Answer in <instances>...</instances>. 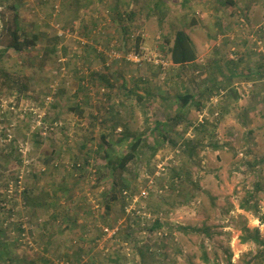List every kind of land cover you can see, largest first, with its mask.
<instances>
[{"label":"rangeland","instance_id":"374dc122","mask_svg":"<svg viewBox=\"0 0 264 264\" xmlns=\"http://www.w3.org/2000/svg\"><path fill=\"white\" fill-rule=\"evenodd\" d=\"M15 3L23 37L36 38L23 51L7 48L12 1L0 0V197L9 211L0 210V236L9 264H140L137 246L151 248L145 264H204L203 252L222 259L221 247L246 264L260 247L230 242L255 220L237 210L255 183L264 215V0ZM179 28L196 60L175 66L166 44ZM139 47L168 64L132 63ZM130 136L142 142L121 173L131 186L123 191L138 194L152 180L151 192L136 202L122 192L124 207L120 198L106 214L116 174L107 177L103 149L112 157ZM187 140L193 156L182 150ZM27 196L44 203L31 207ZM135 219L139 237L128 229ZM157 221L164 226L148 231ZM205 225L210 241L198 232Z\"/></svg>","mask_w":264,"mask_h":264},{"label":"trees","instance_id":"16d2710c","mask_svg":"<svg viewBox=\"0 0 264 264\" xmlns=\"http://www.w3.org/2000/svg\"><path fill=\"white\" fill-rule=\"evenodd\" d=\"M12 4H10L11 10L13 12V17L11 18L10 21H8L5 26L7 29V33L10 37L9 40V44L7 45V48H11L17 52L23 51L26 47L29 46H33L35 41L33 40V38H36L35 35H33L31 38H26L23 37V31L22 28L20 26L19 23V7L18 5L15 3V0H11ZM168 54L170 55L171 61L174 64H186L189 62H194L196 60V50L193 46V43L191 41V39L189 38L188 34L186 31L184 30H178L175 33V38H174V43L173 45L169 48L168 50ZM261 75L264 77V65L260 66L259 68ZM193 97L190 94H186L184 96L181 97L183 104H187L189 102V100H191ZM161 121H156L155 123V127L154 129H158V127H163L164 124L159 123ZM165 126V125H164ZM165 129V128H163ZM129 139L124 138V141H127L126 143V147L124 146L123 149H120L122 151H116V154H114L112 157H110L108 150L103 149L104 151V155L106 157V162H105V167L108 169L109 173H107V177H110V175H114L116 174V179L111 181V189L110 190V196L107 197V199L104 202V207H103V211H105V213L107 214L110 209H111V204L113 202H115L116 200L120 199L122 200V204L124 207V203H123V199H125V196H123L122 192L124 189L129 190L131 189V186L129 185L128 182H126V180L124 181V179L121 177V173L124 172L128 166V163L134 161L137 159V151L141 145L142 139L140 137H134V136H130L127 137ZM163 139H167L165 134L163 135ZM102 141L105 144H109L107 137L103 136L102 137ZM122 141V140H121ZM193 142V141H192ZM190 142V140H187L184 147L182 148V150L184 151V149H186V151L188 152V154L190 156L194 155V152L197 153L194 149L190 148V144L192 143ZM255 164H251V167H254ZM144 188L147 189V186H145ZM253 193L248 194L249 197L245 198L244 200H242L239 203V208L246 210V211H251V213L253 215L256 216V218L260 221L263 222L264 221V215L263 214H258L259 209L257 206V201H254V197L253 194H256L259 190H260V184L259 183H255L253 185ZM66 189L63 188V192L62 194H65ZM141 191V190H140ZM149 191V189H148ZM151 191H149L150 194ZM135 194V193H134ZM147 198V197H146ZM144 199V198H143ZM5 198L0 197V210L1 209H7V213L8 208L4 207V203L3 201H5ZM43 198H40V196H27L25 198V203L31 207H37L40 206L39 204H43L44 202ZM111 203V204H110ZM230 208H232V205H229ZM226 212H228L229 210H225ZM137 219H135L134 225L128 227L129 230L132 231V234L134 237H139L141 235V229H135L134 226H136L135 223H140L139 221H136ZM164 226V222H160L157 221L154 224H152V226H150L148 231H152V230H157L158 228H161ZM210 229H212V226H204L200 231H198L197 228H192V227H187V228H183L182 230L185 232H202L205 239L209 240L211 239L212 235L210 232ZM215 232H213L214 234ZM240 236H239V242L240 243H247V242H254L255 244H257L260 248H258V250L256 251L255 255L253 257H251L250 260L247 261L246 264H263L264 262V239L261 238L260 233H259V229L258 228H253L250 229L249 227L245 226V225H241L240 227ZM129 235H130V231H128L126 233L127 238L125 239H129ZM133 238V237H132ZM164 239H167V237H165ZM169 240H163L162 243L163 245H166L168 243ZM205 246V245H204ZM142 246H137L136 249L138 251V257H139V262L140 264H145V260L146 257L145 255L147 254V256H150V247H145L144 249L141 248ZM221 247V246H219ZM221 251H222V255L223 258H219L218 254L215 252L213 259L211 260L209 258V256L206 254V252H203V254L201 255V261L204 264H234V262L232 261V253L230 252V250H228V248H222L221 247ZM9 253V246L8 244H6L5 241H3L1 239L0 236V262H3L4 264H9L10 263V259L7 258V255ZM77 260H81L80 258H77ZM112 262H115V260H111ZM43 262H48V260H44ZM33 264V263H32ZM39 264V262H38Z\"/></svg>","mask_w":264,"mask_h":264},{"label":"built area","instance_id":"2783aa9c","mask_svg":"<svg viewBox=\"0 0 264 264\" xmlns=\"http://www.w3.org/2000/svg\"><path fill=\"white\" fill-rule=\"evenodd\" d=\"M127 59L131 61L132 63L138 64V66L144 64L143 62H150L154 63L156 65L166 66L168 64V61L165 60L161 54H153L148 52L145 48L139 47L137 51L132 50L128 56ZM150 182L147 184V189L143 188L138 194H128L126 191H123L124 194L127 195L128 201L136 202L139 199L146 198L148 195V189L152 187V180H149Z\"/></svg>","mask_w":264,"mask_h":264},{"label":"crops","instance_id":"0c3cea01","mask_svg":"<svg viewBox=\"0 0 264 264\" xmlns=\"http://www.w3.org/2000/svg\"><path fill=\"white\" fill-rule=\"evenodd\" d=\"M183 28H179V29H177V31L178 30H182ZM183 30H185V29H183ZM176 31V32H177ZM186 32H187V30H185ZM175 32V33H176ZM175 33H174V38H175ZM188 34V33H187ZM160 33H157V35L155 36L156 38H158V39H160ZM146 36H147V34H146ZM188 36H189V34H188ZM174 38H173V41L169 44V43H167L166 45L168 46L169 45V47H171L172 45H173V43H174ZM189 38L191 39V41H193L192 40V38L189 36ZM141 42L143 43H145V40H141ZM158 43L159 42H161V40H159V41H157ZM192 43H194V42H192ZM158 45H160V44H158ZM195 46V45H194ZM189 63H192V62H189ZM175 66L176 65H180V64H174ZM185 94H183V96L184 95H186L187 93H190V92H184ZM190 102V101H189ZM237 210H238V212L239 213H244V211L242 210V209H240L239 208V206H237ZM263 211H264V209H263ZM249 218V217H248ZM261 225H264V224H259V221H258V219L255 217V220L254 221H251V223L248 225V227H250L251 229L252 228H254V227H258V228H260V226ZM226 229V230H225ZM233 229L232 228H230V227H224V231H232ZM225 233H228V232H225ZM230 244L231 245H236V246H238V247H242L243 245L244 246H246V243H240L239 242V239L237 238V237H233V240L230 242ZM235 258V257H234ZM234 258H233V261H234ZM235 263V262H234ZM263 264H264V262H263Z\"/></svg>","mask_w":264,"mask_h":264}]
</instances>
